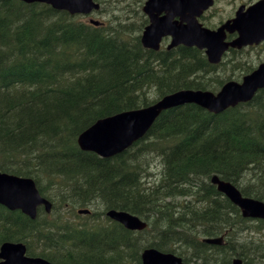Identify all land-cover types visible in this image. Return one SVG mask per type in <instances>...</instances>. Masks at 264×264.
<instances>
[{
    "label": "trees",
    "instance_id": "obj_1",
    "mask_svg": "<svg viewBox=\"0 0 264 264\" xmlns=\"http://www.w3.org/2000/svg\"><path fill=\"white\" fill-rule=\"evenodd\" d=\"M97 1L107 18L94 26L45 3L0 0V171L32 178L52 203L35 219L0 204V245L23 242L55 264H142L148 246L192 264H264V219L243 218L210 182L217 175L264 201V88L220 113L194 103L163 110L110 157L77 144L99 118L240 81L264 61V42L218 64L196 47L153 50L140 41L141 0ZM110 208L147 226L128 230L105 216ZM216 236L222 244L202 240Z\"/></svg>",
    "mask_w": 264,
    "mask_h": 264
},
{
    "label": "water",
    "instance_id": "obj_2",
    "mask_svg": "<svg viewBox=\"0 0 264 264\" xmlns=\"http://www.w3.org/2000/svg\"><path fill=\"white\" fill-rule=\"evenodd\" d=\"M27 3L42 2L70 14H90L99 8L94 0H22ZM213 0H146L143 12L149 23L144 27L140 40L144 47L158 49L163 37H170L167 48L182 44L204 49L210 63H218L228 47L241 48L264 41V0H258L247 8L240 6L235 16L217 29L203 27L198 21L202 12L212 5ZM164 13V14H162ZM162 14V15H161ZM89 22H100L90 18ZM237 35L226 41V33ZM264 87V62L245 75L241 82L230 80L217 92L200 89H179L168 93L156 102L137 109L125 110L97 119L77 136V144L82 150L92 151L102 157L113 156L141 138L156 117L171 107L186 103L197 104L210 112L218 113L229 106L250 100L255 92ZM211 183L241 210L243 217L264 219V202L243 196L230 181L212 175ZM0 204L9 210L19 209L29 218L37 215L38 206L51 211L52 203L42 196L30 177H23L0 171ZM86 214L89 209H78ZM106 216L131 230H141L146 222L137 215L124 210L108 209ZM209 244H221L222 236L205 238ZM142 264H188L171 253L154 247L141 252ZM0 264H55L41 256L26 254L22 242H3L0 245ZM114 264V263H107ZM231 264H243L234 257Z\"/></svg>",
    "mask_w": 264,
    "mask_h": 264
},
{
    "label": "flooded vegetation",
    "instance_id": "obj_3",
    "mask_svg": "<svg viewBox=\"0 0 264 264\" xmlns=\"http://www.w3.org/2000/svg\"><path fill=\"white\" fill-rule=\"evenodd\" d=\"M146 0H143V2H145ZM218 1H221V5L218 6V11L219 14L217 15H210L208 16V12L211 11L212 8H214L216 5V3ZM228 4L224 3V0H214L213 5L208 8L207 10H205L198 18V22L201 23V25L208 27L210 29H216L219 25H221L223 22H225L226 20L234 17L236 10L238 9V7L240 5H245L248 6L249 4L255 2L256 0H246V1H240V0H227ZM223 11V13H221ZM164 14V13H162ZM161 14V15H162ZM220 17H219V16ZM212 17H219L216 20H211ZM147 18V22L149 23V19ZM147 23V24H148ZM229 38V37H227ZM170 41L169 37H164L161 41V44L166 42V45L168 44V42Z\"/></svg>",
    "mask_w": 264,
    "mask_h": 264
},
{
    "label": "rangeland",
    "instance_id": "obj_4",
    "mask_svg": "<svg viewBox=\"0 0 264 264\" xmlns=\"http://www.w3.org/2000/svg\"><path fill=\"white\" fill-rule=\"evenodd\" d=\"M129 1V0H128ZM132 1V2H131ZM135 0H130L129 1V4L131 5V4H133V2H134ZM137 1V0H136ZM141 1H143V0H141ZM240 1H246V0H240ZM137 3V2H136ZM224 3L225 4H228V1L227 0H224ZM219 5H221V1H218L217 3H216V5H214L215 7L214 8H212L211 9V11L210 12H208L207 14H208V16H210V15H217V14H219V11H218V6ZM106 6H108V1H105L104 3H103V7L104 8H106ZM111 13V12H110ZM221 13H223V11L221 12ZM115 14V13H114ZM94 16V15H93ZM219 16V15H218ZM95 18H97V19H99V20H102V21H104L106 18H107V16L106 15H104V14H100V13H97V14H95V16H94ZM220 17V16H219ZM219 17H212L211 18V20H216V19H218ZM83 18V20H87V16H83L82 17ZM165 43L166 42H164L163 43V45H165ZM249 48V47H248ZM250 48H251V46H250ZM248 50H250V49H248ZM247 50V51H248ZM252 52V51H251ZM259 52H262V50H260ZM67 214V213H66Z\"/></svg>",
    "mask_w": 264,
    "mask_h": 264
},
{
    "label": "bare ground",
    "instance_id": "obj_5",
    "mask_svg": "<svg viewBox=\"0 0 264 264\" xmlns=\"http://www.w3.org/2000/svg\"><path fill=\"white\" fill-rule=\"evenodd\" d=\"M129 1H130V0H129ZM131 2H132V1H131ZM136 2H137V1H136ZM118 3H119V2H118ZM118 6H119V5H118ZM124 8H125V7H124ZM109 9H110V8H109ZM129 9H130V8H129ZM115 10H116V9H115ZM127 10H128V9H127ZM129 12H130V11H129ZM125 13H126V12H125ZM131 14H132V13H131ZM122 15H123V14H122ZM133 15H134V14H133ZM126 18H127V17H126ZM128 18H129V17H128ZM124 21H125V20H124ZM128 24H129V23H128ZM1 27H2V26H0V30H1ZM27 29H28V28H27ZM57 31H58V30H57ZM22 32H23V31H22ZM27 32H28V31H27ZM48 32H49V31H48ZM48 32H47V33H48ZM17 33H18V32H17ZM63 33H64V32H63ZM36 35H37V34H36ZM58 35H59V34H58ZM65 36H67V35H65ZM38 37H39V36H38ZM17 38H18V37H17ZM19 38H20V37H19ZM40 38H41V37H40ZM40 38H39V39H40ZM64 38H65V37H64ZM35 39H36L35 41H37V38H35ZM39 39H38V40H39ZM42 39H43V37H42ZM44 41H45V40H44ZM41 42H43V41H41ZM38 43H39V42H38ZM33 45H34V44H33ZM36 45H37V44H36ZM36 45H35V47H36ZM39 45H40V44H39ZM3 67H4V66H3ZM5 68H6V67H5ZM1 72H2V71H1ZM4 73H5V72H4ZM12 74H13V73H12ZM0 76H1V75H0ZM263 129H264V128H263ZM171 156H172V155H171ZM172 158H173V157H172ZM173 161H174V160H173ZM202 168H203V167H202ZM198 173H199V172H198ZM88 177H89V176H88ZM86 178H87V177H86ZM112 185H113V184H112ZM116 186H117V185H116Z\"/></svg>",
    "mask_w": 264,
    "mask_h": 264
}]
</instances>
